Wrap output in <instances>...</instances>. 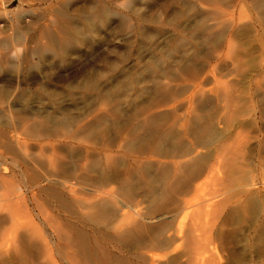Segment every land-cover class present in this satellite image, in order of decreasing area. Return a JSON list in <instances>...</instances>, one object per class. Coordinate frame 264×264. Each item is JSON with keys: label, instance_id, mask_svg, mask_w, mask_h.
<instances>
[{"label": "rangeland", "instance_id": "1", "mask_svg": "<svg viewBox=\"0 0 264 264\" xmlns=\"http://www.w3.org/2000/svg\"><path fill=\"white\" fill-rule=\"evenodd\" d=\"M0 163L41 179L0 264H264V0H0ZM64 164L138 196L61 208L41 189Z\"/></svg>", "mask_w": 264, "mask_h": 264}, {"label": "bare ground", "instance_id": "2", "mask_svg": "<svg viewBox=\"0 0 264 264\" xmlns=\"http://www.w3.org/2000/svg\"><path fill=\"white\" fill-rule=\"evenodd\" d=\"M125 123V122H124ZM63 125V124H62ZM202 132V131H201ZM11 146V145H10ZM10 146H8V148L6 147V149L7 150H10V153H13L14 151L12 150L14 147H11L10 148ZM16 148V147H15ZM14 148V149H15ZM25 148V147H24ZM20 149H21V147H20ZM52 150H53V147H52ZM56 151V150H55ZM182 152V151H181ZM189 153H190V151H189ZM17 154V153H16ZM185 154V153H184ZM182 155V154H181ZM51 158V157H50ZM53 158H55V157H53ZM61 158V157H60ZM197 159V158H196ZM25 161V160H24ZM58 161V160H57ZM60 162V161H59ZM55 163H57L56 161H55V159H49V161H48V167H50V168H53L54 169V167H55ZM42 164V163H41ZM60 164V163H59ZM62 164V163H61ZM0 165H1V163H0ZM193 165V164H192ZM2 166V165H1ZM58 167H59V165H58ZM58 167L56 166V168L57 169H55V170H58ZM79 167V166H78ZM66 168L67 167H65V164L61 167V172H62V176H61V178H60V180H52V188H40L41 189V191H43L45 194H47V196L50 198V199H52L53 201H54V203L56 202V203H58L59 204V206H61V208L62 207H67V209H68V207L69 206H73V207H75L76 206V208H82L83 207V209L84 208H86V207H89V208H92V209H94L95 210V212L96 213H94V215H97V216H104V217H106V216H108V215H110L111 217H114V216H116L117 215V211L118 210H120V209H122V208H126V207H129V205L127 204V203H130V202H134L135 201V199L137 198V196H138V194H135V192H134V194L132 193H130L129 195L127 194L126 195V197H127V199L126 200H122V199H117L116 198V196H114V192L113 193H111L110 191H113V190H110L109 192H104L103 190V187H105V185H106V183H107V181L105 182V181H89L90 183H83L84 182V180H83V177L82 176H80V177H78V176H75V175H71V176H67L65 173H66ZM77 168V167H76ZM79 169V168H78ZM60 170V169H59ZM203 170V169H202ZM54 172V171H53ZM204 172V171H203ZM49 173V172H48ZM5 174V173H4ZM53 174V173H52ZM71 174V173H70ZM69 174V175H70ZM73 174V173H72ZM196 174V173H195ZM49 175V174H48ZM78 175V174H77ZM80 175V174H79ZM90 175V174H89ZM11 176H13V175H11ZM83 176H85V175H83ZM60 177V176H59ZM19 178V177H18ZM17 177H14V180L13 181H9L8 179H5V177H4V175H2L1 174V177H0V191H2L1 192V194H0V197H1V201L3 200L2 199V197H4L5 198V200H8V203H10V206H9V210L7 211V213L6 214H3V213H0V219L1 218H7V219H9V226H10V222L12 221H14L15 220V223H17V220L16 219H14V217H19L20 215H28L29 216V210H28V208H27V205L24 203V200H25V198H24V200L22 199V195H21V193L20 192H23L22 190H23V187H22V183L24 182V180L22 181V180H20V183H19V179H18ZM49 178V177H48ZM56 178V177H55ZM55 178H53V179H55ZM10 179V180H11ZM18 179V180H17ZM26 179V181L24 182V185L25 186H27V187H29V185L31 184V185H33V184H35V185H38V184H40V183H38V182H41V181H39V180H41V179H39V177H38V175H35V173H34V175H32V176H27V178H25ZM90 179V178H89ZM36 180V181H35ZM46 180V179H45ZM87 180H88V178H87ZM106 180V179H105ZM159 180V179H158ZM49 181V180H48ZM50 182V181H49ZM88 182V181H87ZM82 184H84V186L86 187V188H84L83 187V185ZM109 184V183H108ZM107 184V185H108ZM76 187H79L81 190H78V189H76ZM88 188V189H87ZM67 189V191H68V193L70 194V192L71 193H73V196L71 195H69L67 192H65L64 190H66ZM103 189V190H102ZM84 190V191H83ZM102 190V191H101ZM156 191V190H155ZM88 192V193H87ZM3 193V194H2ZM86 193V194H85ZM107 194L109 197H104V198H102V200L100 199V200H95V201H93V202H90L89 203V201H88V199L86 200V199H84V198H82L81 197V195H84V196H90V194H94L97 198H98V196L100 195V194ZM24 195V194H23ZM123 195H125V194H123ZM93 196V195H92ZM122 196V195H121ZM100 198V197H99ZM4 200V201H5ZM49 200V199H48ZM51 200V201H52ZM26 201V200H25ZM50 201V200H49ZM6 202V201H5ZM7 203V202H6ZM4 205H6V204H4ZM11 205H12V207H11ZM78 206V207H77ZM11 207V208H10ZM4 208V207H3ZM4 209H6V208H4ZM67 209H65V210H67ZM87 209V208H86ZM73 210V209H72ZM0 212H1V210H0ZM91 212V211H90ZM119 212V211H118ZM89 213V212H88ZM72 214H73V212H72ZM124 214V213H123ZM3 215V216H2ZM30 216H31V214H30ZM29 216V217H30ZM78 216H79V214H78ZM89 216V215H88ZM27 217V216H26ZM84 217V216H83ZM24 218V217H23ZM79 218V217H78ZM85 218V217H84ZM21 219V218H20ZM5 220V219H4ZM79 220V219H78ZM6 221H8V220H6ZM20 221V220H19ZM82 224H84L87 228L89 227L90 229H93L94 230V228H92L91 226H89V221L86 219V220H81L80 221ZM79 222V223H80ZM7 223H5V225L7 224ZM15 223L13 222L12 224H11V227H8V229H6V233L8 234V232L7 231H9L10 233H13V234H15L16 233V229H17V227H15V226H17V224L15 225ZM19 223V222H18ZM2 224H3V222L2 221H0V237H1V235L3 236L4 234H2V233H4V230H5V227H4V225L2 226ZM7 224V225H8ZM26 224V223H25ZM33 224V223H32ZM13 225V226H12ZM30 225H31V223H30ZM35 225V224H34ZM91 225V224H90ZM20 226H21V224H20ZM19 226V227H20ZM24 226V225H23ZM82 226V225H81ZM18 227V228H19ZM32 228H33V226H32ZM82 228H83V226H82ZM81 228V230H83ZM34 229V228H33ZM85 230V229H84ZM96 230V229H95ZM35 231V229L33 230V232ZM68 231V230H67ZM80 231V230H79ZM87 231V230H86ZM37 232V231H36ZM41 232V231H40ZM97 233H98V231H96ZM38 233V232H37ZM87 233V232H86ZM89 233V232H88ZM101 233V232H100ZM12 234V235H13ZM28 234V233H27ZM35 234V233H34ZM84 234H85V231H84ZM9 235V234H8ZM32 235V234H31ZM68 235V234H67ZM87 235V234H86ZM92 235V234H91ZM6 236V235H5ZM16 236V235H15ZM27 236V235H26ZM34 237H35V235H33ZM88 237H90V235L88 234L87 235ZM13 237V236H12ZM3 238H4V236H3ZM30 238H32V237H30ZM0 239H2V238H0ZM6 239V238H5ZM45 238H43V240H44ZM74 239V238H73ZM97 239V238H96ZM99 239H101V237L99 238ZM98 239V240H99ZM108 239V238H107ZM116 239V238H115ZM192 239V238H191ZM28 242H29V237H27V239H26ZM25 240V241H26ZM90 240V239H89ZM93 240V239H92ZM169 239H161L160 240V238L159 237H157V238H155V239H153L152 241H154L151 245H154V247L155 248H157V246H161V244L163 245V246H165V245H168V241ZM17 241V240H16ZM100 241V240H99ZM98 241V242H99ZM118 241V240H117ZM12 242V241H11ZM30 242H31V240H30ZM44 242V241H43ZM115 242V241H114ZM193 242V241H192ZM7 243V242H6ZM39 243V242H38ZM101 243V242H100ZM109 243V242H108ZM107 243V244H108ZM144 243V242H143ZM146 243V242H145ZM2 244H3V242L2 243H0V246H2ZM4 244H5V242H4ZM69 244V243H68ZM95 244V243H94ZM101 244H103V243H101ZM115 244V243H114ZM128 244V243H127ZM134 244V243H133ZM45 245H46V242H45ZM96 245V244H95ZM145 245V244H144ZM143 245V246H144ZM5 246H6V244H5ZM100 245H98V247H99ZM106 246V245H105ZM10 247V246H9ZM140 247V246H139ZM151 247V246H150ZM200 247V246H199ZM4 248V246L2 247V251L4 250L3 249ZM15 248V247H14ZM74 248V247H73ZM87 249H88V247H86ZM97 248V247H96ZM96 248H93L92 250H93V252H94V249H96ZM105 249H106V247H105ZM84 250V249H83ZM104 250V249H103ZM123 250V249H122ZM126 250V249H125ZM129 249H127V251H128ZM17 251V250H16ZM15 251V253H17ZM95 251H98V250H95ZM124 251V250H123ZM130 251V250H129ZM148 251V250H147ZM6 252V251H5ZM8 252V251H7ZM90 252H91V250H90ZM89 252V253H90ZM102 252V251H101ZM100 252V253H101ZM119 252V251H118ZM117 252V253H118ZM149 252H151V251H149ZM200 252V251H199ZM2 253V252H1ZM3 253H4V251H3ZM15 253H13L12 255H16ZM73 253V252H72ZM78 253V252H77ZM105 253V252H104ZM104 253H102L103 255H101V256H104ZM116 253V252H115ZM120 253H121V251H120ZM200 253H202V252H200ZM200 253H198L199 255H200ZM204 253V252H203ZM97 254V253H96ZM124 254H126V253H124ZM130 254V253H129ZM197 254V255H198ZM11 255V254H10ZM81 255V254H80ZM85 255V254H84ZM111 255H113V254H110V257H111ZM214 255V254H213ZM4 256V255H3ZM16 256H18V255H16ZM83 256V255H82ZM131 257L130 255H123V254H118V255H116V260L117 261H119L120 263L119 264H127V262H128V264H134V263H137V264H139V259H137V258H135L136 260L135 261H131L130 262V260L129 259H131V258H129V257ZM88 257H91V256H89L88 255ZM88 257H85L84 256V258H87L88 259ZM106 257H108V254H107V256ZM150 257H151V259H152V261L154 262V261H156V260H159L161 257L160 256H157L155 253L154 254H150ZM23 258V257H22ZM112 258V257H111ZM110 258V259H111ZM189 259L190 258H192L191 256L190 257H188ZM188 258H187V260L185 261L186 262V264H192L193 262L191 261V259L190 260H188ZM194 258V257H193ZM201 258H204L203 259V261L202 262H200L201 264H207V262H205L206 260H209V263L208 264H216V261H217V259H216V261H215V257L212 259V258H208V257H206V260H205V257H203V255H202V257ZM101 259V258H100ZM99 259V260H100ZM150 259V260H151ZM14 260H16V263H13V264H20L19 262H21V264H29V262L27 261V260H21L19 257H17V258H14ZM90 260H91V258H90ZM89 260V261H90ZM127 260H129V261H127ZM132 260V259H131ZM139 260V261H138ZM199 260H200V258H199ZM92 261V260H91ZM101 261V260H100ZM151 261V262H152ZM14 262V261H13ZM79 262H81V261H79ZM84 263H82V264H88V261L85 259L84 261H83ZM93 262H94V259H93ZM92 262V263H93ZM121 262H125V263H121ZM53 264H54V262H52ZM12 264V263H11ZM94 264H96V263H94ZM103 264V263H102ZM106 264V263H105ZM108 264H111L110 262L108 263ZM165 264V263H164ZM170 264V263H169ZM197 264V263H196Z\"/></svg>", "mask_w": 264, "mask_h": 264}]
</instances>
